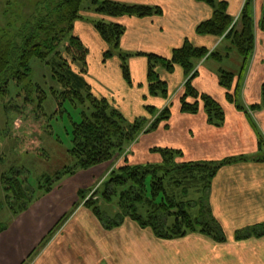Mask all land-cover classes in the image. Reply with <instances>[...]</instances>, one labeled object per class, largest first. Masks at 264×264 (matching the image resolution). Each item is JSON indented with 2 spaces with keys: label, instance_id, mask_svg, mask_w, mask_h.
<instances>
[{
  "label": "rangeland",
  "instance_id": "374dc122",
  "mask_svg": "<svg viewBox=\"0 0 264 264\" xmlns=\"http://www.w3.org/2000/svg\"><path fill=\"white\" fill-rule=\"evenodd\" d=\"M8 1H0V34L5 26L14 23L16 18L18 22L32 18L31 16L37 12L36 6L38 8L42 1L44 3L46 0H10L12 3ZM86 8L95 9L93 0L84 2L83 9ZM84 14L95 16L91 11ZM114 21L122 23L120 19ZM86 25L89 27L88 34L93 37L96 35L102 41L93 24L90 22ZM80 29L77 24L74 34L78 35ZM87 40H90V35ZM228 42L229 46H226V49L232 45L230 41ZM86 46L90 49L88 56L90 77L87 76L88 73L84 78L89 83L94 80L95 90L92 89L94 95L98 93L96 89L104 88L107 93L104 96H96L107 98L114 107L112 99L115 96L114 92L125 87L119 67L116 69L113 66L112 70L110 65L104 66L106 58L103 54L109 49L105 42L101 44L95 40L92 46ZM111 51L118 55L116 50ZM212 52L214 51H209V54ZM236 55L239 56L234 47L230 59L211 61L207 67L219 77L222 69L239 72L241 68L237 61L240 57ZM110 63L114 65L115 60ZM30 64L32 71L29 77L21 82L11 77L7 90L0 89V264H99L103 258L107 259V264L232 263L234 255L230 254L231 259L226 256L232 252L234 245H237L235 243L242 241L236 239L235 233L225 231L226 240L221 242L200 233L165 240L156 235L154 237L150 228L141 229L139 226L136 230L126 224V221L136 223L128 216L121 224L125 223L123 227L116 229L120 225L107 231L108 229L105 230L94 221V214L90 208L96 207L105 216L112 218L125 214L118 201L120 197L125 199H123L125 204L133 201V197H129L130 186L124 188L114 185L111 182L113 171L128 163L142 165L159 162L160 153L151 151L152 148L149 151L148 146L160 144L158 141L162 140V132L153 133L145 130L151 127L162 110L179 106L188 80L182 78L181 70L174 71L173 83L172 80L171 83L167 81L168 99L151 96L149 87L147 93L146 90L140 89L143 85H136L138 88L134 90H137L136 94L139 95H134L132 106L124 116L131 123H136L143 117L150 119V122L136 141L126 145L124 152L115 155L112 161L83 170L76 166L70 150L73 147L76 125L81 123L83 112H87L88 105H80L62 97L65 87L54 77L51 67L45 62L32 58ZM100 64L109 70L111 78L108 82L100 83L98 77L94 79L91 76L99 73ZM73 68L76 72L80 70L77 65H73ZM199 68L197 67L198 71ZM169 74L160 68L162 80L166 81ZM137 97L139 99L136 102ZM147 105L157 108L159 112L152 116L146 110ZM16 179L22 181L24 193V198L21 196L19 202L16 200L17 193L12 194V191L6 188L8 186L12 190ZM165 183L170 198L180 205L189 204V210L193 215L198 214L200 211L198 203L205 204L206 189L199 187L196 190L193 187L189 188L188 193L187 182L181 178L176 183L173 179H166ZM131 184L129 182V185ZM20 204L24 206L23 209L19 208ZM135 207L144 214L151 208L142 204H136ZM63 218L65 219L62 222ZM257 231L262 229L257 228ZM47 237L50 238L44 247L39 248L38 244ZM217 247L222 248V252H218L215 249ZM215 251L217 260L211 259Z\"/></svg>",
  "mask_w": 264,
  "mask_h": 264
},
{
  "label": "trees",
  "instance_id": "16d2710c",
  "mask_svg": "<svg viewBox=\"0 0 264 264\" xmlns=\"http://www.w3.org/2000/svg\"><path fill=\"white\" fill-rule=\"evenodd\" d=\"M85 1L46 0L44 3L42 1L38 8L36 6L37 12L35 15L32 14V18L24 22H18L16 18V21L8 23L0 34L1 91L7 90L11 77L20 82L29 77L32 71L30 61L32 58H38L51 67L54 77L65 87L62 97L69 98L80 105H88L87 112H83L81 123L76 125L73 147L70 150L71 155L75 158L76 166L83 170L110 162L115 155L123 153L125 146L136 141L150 119L143 117L139 118L136 123H131L116 106L113 107L109 103L107 98L94 95L91 84L84 78L89 70L90 49L80 36L74 34L75 24L79 21H89L93 24L102 40L109 46V49L103 54L106 58L104 60L117 55L111 51V49L116 50L121 61L123 78L128 85H132L129 60L134 54L122 51L121 38L126 27L114 19L125 16L144 18L163 14V9L160 6L117 0H93L95 9L86 8L85 10L83 9ZM199 1L211 6L213 13L209 19L197 26L196 33L222 37L230 41L241 57L239 74L236 75L235 72L222 69L219 83L227 90L228 101L236 104L238 109L244 110L238 102V98L242 87V76L247 70L256 47L253 15L255 0L244 1L237 19L229 14L228 3L225 0ZM8 2L12 3L13 1L9 0ZM86 11H91V14L95 16L90 17L84 14ZM260 27L264 31V8ZM142 55L148 58L147 82L151 96L168 99L169 83L167 80H162L160 68L171 74L175 71L176 66H180L188 79L185 84V93L180 99L181 111L196 114L203 104L210 124L221 126L225 122V112L219 102L212 96L199 92L193 85V80L198 75V62L204 58L221 61L223 55L220 52L209 54L205 47H196L186 40L181 47L173 51L171 58H165L155 53ZM226 55H229V51ZM73 65L79 67V72L75 71ZM262 94V104L253 105L252 109L264 106V84ZM191 99L193 100L191 101ZM146 110L152 116L159 112L151 105H147ZM170 115L171 107L162 110L145 132L156 131L163 121L170 118ZM258 139L259 149L263 151L264 137L261 133H258ZM151 151L160 153L161 161L142 165L128 163V165L113 171L111 182L114 185L124 188L130 186L131 195L129 197H133V201L125 204L124 198L121 197L118 201L125 214H119L118 218H112L91 206L94 215L108 230L120 226L128 216L142 228L152 229L160 239L183 238L191 233H200L217 242L225 241L226 232L213 214L209 202L212 179L222 167L239 161H247L249 158L242 156L223 161L196 162L184 160L183 152L175 148L159 146L152 148ZM180 178L187 182L188 193L189 188L193 187L196 190L199 187L206 189L205 204L198 203L200 211L195 216L189 210V204L188 206L180 205L167 193L165 180L173 179L176 183ZM129 182L132 184L129 185ZM170 184L174 185V183ZM6 188L8 191H12V194L17 193L16 200L18 202L21 200V196L24 198L21 180L16 179L12 190L8 186ZM136 204L149 205L151 208L147 209L148 211L146 210L144 214L138 210V207L136 209ZM23 207V205H19V208L23 209ZM259 226L236 231V239L245 240L250 236H262L264 223ZM257 228L262 231H257ZM49 238L44 240L43 245Z\"/></svg>",
  "mask_w": 264,
  "mask_h": 264
},
{
  "label": "crops",
  "instance_id": "0c3cea01",
  "mask_svg": "<svg viewBox=\"0 0 264 264\" xmlns=\"http://www.w3.org/2000/svg\"><path fill=\"white\" fill-rule=\"evenodd\" d=\"M117 1L155 5L163 9V14L160 16L120 18L122 24L126 27V31L121 38V49L123 52L125 50L127 53L134 54L129 62L133 83L128 85L124 78L123 81L121 79L122 82H125V87L116 90L114 92L115 96L112 98L114 105L124 115H127L126 111L132 106L134 95L138 93L137 90H134L138 88L136 85H143L140 89L146 90L148 93V58L142 54L154 52L157 55L170 58L175 49L181 47L186 40H189L196 47H205L208 51L220 52L223 55L222 60L230 59L233 56L234 47L230 45L231 47L226 49V46H229L227 40L224 41L225 39L217 36L196 34L197 26L209 19L213 13L211 6L205 2L199 0ZM225 1L228 3L229 14L234 17L239 16L245 0ZM263 8L264 0L254 1L256 47L247 70L242 76V87L238 98V102L244 110L238 109L236 104L227 100V90L219 84L218 74L212 70L209 71L207 64L216 59L204 58L198 62L197 67L200 68L197 77L193 80V85L199 92L208 94L219 102L225 112V122L221 126L210 124L203 104L196 114L182 112L179 104V106L171 108L170 118L163 121L160 127L153 131V133L162 132V140L158 141L160 144L156 143L148 146L150 147L149 151L151 148L159 146L179 149L183 152V159L186 161H223L228 158L242 156L249 158L247 161L229 164L218 170L212 179L209 191V202L213 214L224 230L232 232L231 234L264 223V150L259 149L258 139V133H261L264 137V106L255 110L251 109L253 105H261L263 101L264 31L260 27ZM85 23L90 22L79 21L75 24L76 26L78 24L81 28L78 35L82 41L91 46L95 43V40L102 44L104 42L102 38V41H100L96 35L93 37L88 34L89 27L86 26L89 24L86 25ZM75 28L74 33H76ZM85 31L86 36H84ZM89 35L90 40L86 41V39H89ZM228 51L229 55H226ZM112 58L114 59L104 60L106 61L104 66L108 64L112 70L114 69L113 66L116 69L119 67L122 75L120 58L118 56ZM112 60H115L114 65L110 63ZM241 62L240 57L237 61L240 67ZM100 66L98 68L99 73H96V76L91 74V76L94 79L98 77L97 80L100 83L101 81L108 82V79L111 78L109 70H106L101 64ZM177 70H181L183 72L182 78L186 79V74L180 66H176L175 72ZM175 72L169 74V78L166 79L170 83L171 80L173 83L172 77ZM88 73L87 76L90 77V68ZM235 73L236 75L239 74V72ZM93 81L90 84L92 89L95 90ZM96 91L98 96H104L107 93L104 88L96 89ZM146 91L144 95H146ZM138 99V97L135 98L136 102ZM158 161H161V158ZM93 219L98 225L107 230L96 215ZM130 222L126 221L125 223L136 230L139 228L140 225ZM123 225L116 229L123 227ZM140 228L142 229L141 226ZM152 233L155 237L153 231ZM43 243L44 241L39 243L38 247L43 248ZM235 244H237L234 245L236 250L233 248L234 250L232 249V252L226 256L230 258V254L234 255L231 264H264L263 235L259 237L250 236L246 240ZM215 249L222 252L220 247ZM217 251L213 252L214 256L211 259L217 260V254H215ZM99 264H107V259H101Z\"/></svg>",
  "mask_w": 264,
  "mask_h": 264
}]
</instances>
